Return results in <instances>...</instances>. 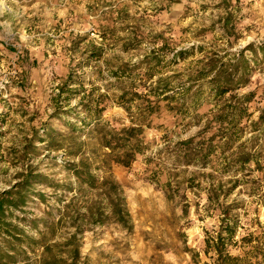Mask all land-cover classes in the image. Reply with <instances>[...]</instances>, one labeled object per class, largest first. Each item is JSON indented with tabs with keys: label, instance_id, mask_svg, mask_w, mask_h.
<instances>
[{
	"label": "rangeland",
	"instance_id": "rangeland-1",
	"mask_svg": "<svg viewBox=\"0 0 264 264\" xmlns=\"http://www.w3.org/2000/svg\"><path fill=\"white\" fill-rule=\"evenodd\" d=\"M261 45L264 0H0V192L26 175L34 181L11 218L34 242L20 243L9 264H211L205 233L218 229L223 210L236 223L228 253L264 264ZM214 67L244 86L214 96ZM247 93L248 122L263 121L255 132L240 124L236 146L261 151L262 170L234 172L207 145L213 115ZM124 127L142 128L128 166L99 145ZM80 160L95 188L75 178ZM109 184L126 227L107 216ZM72 221L82 231L73 261L64 245Z\"/></svg>",
	"mask_w": 264,
	"mask_h": 264
},
{
	"label": "trees",
	"instance_id": "trees-1",
	"mask_svg": "<svg viewBox=\"0 0 264 264\" xmlns=\"http://www.w3.org/2000/svg\"><path fill=\"white\" fill-rule=\"evenodd\" d=\"M261 55L262 62L264 63V45L257 48ZM238 63L241 69L245 72L248 69V62L243 57L238 58ZM256 61H252L254 63ZM238 67V66H237ZM233 67L234 72L238 69ZM211 75L209 76L208 82L211 85L210 89L213 90L214 96L222 97L225 94L232 92L237 87H243L244 83L241 84V79H235V73H229L226 69L221 67H214L211 70ZM241 84V85H240ZM230 99L226 101H231L235 99V103L228 105H223L220 109L213 115V128L215 130L212 134L210 142L207 145L209 155L215 150L220 151V156L222 152L223 166L228 169H232L234 172H243L249 166H253L257 171L262 170L261 167V151L251 149L245 151L244 144H239L236 146L237 142L240 141L244 127L241 126L243 122L250 123L249 128H252L253 132L257 129V126L262 123V117L257 121H250L251 113L249 112V104L253 100V93H247L240 97L235 95H230ZM84 124V120H82ZM87 125V124H84ZM68 128L72 133H74L77 128L74 124L67 123ZM241 126V127H240ZM142 133V128L127 127L121 129H113L103 133L99 139V145L102 149L109 151L107 157L108 161H113L115 163L128 166L135 158L136 154L140 153V135ZM250 141H254L253 138ZM192 140H188L184 145L192 143ZM78 150L72 154H77ZM228 153L229 155H225ZM205 157V156H204ZM195 158L202 160L201 157L195 155ZM72 168L73 174L79 183L86 184L90 188H95V178L92 177L88 165L84 160H80ZM28 175L23 176L21 181L12 185L9 189L0 192V264H9L13 262L17 256V246L20 243L26 242L24 240H29L34 242L32 239L25 234L21 229H18L13 223H11V218L16 210H20L26 206L27 203V189L34 184L32 179H29ZM234 186L239 184L238 181L233 182ZM103 186H107L108 183L104 181ZM221 189V186L219 187ZM109 189L112 195L109 194V198L106 203L107 216H110L112 220L124 227L129 223V217L124 207L122 205V200L117 193L116 185L109 184ZM109 189L107 191H109ZM216 193V192H215ZM216 199L218 198L215 195ZM221 209V207H220ZM87 220L95 221V213L93 210L87 209ZM221 212V211H220ZM223 216L219 219L218 229L214 231L213 235L205 233L204 245L205 249L203 253L208 256L211 255V264H253L249 260L242 262L239 257H233L228 253L227 247L232 246V239L236 231V223L230 219H227V210L222 211ZM102 213H99L101 215ZM227 215V216H226ZM73 220V219H72ZM86 221V219H83ZM99 220V219H98ZM97 222H101L100 220ZM73 232L70 234L67 242H65V247L68 248L66 252L68 256L71 257L72 261L79 258V245H77L76 237L82 233L81 229L75 226L73 222ZM29 246L30 243H25ZM44 253L48 252V247L43 248ZM25 253V252H24ZM241 261V262H240ZM76 262L72 263L75 264ZM59 264H63L59 261ZM208 264V263H206ZM263 264V263H255Z\"/></svg>",
	"mask_w": 264,
	"mask_h": 264
}]
</instances>
